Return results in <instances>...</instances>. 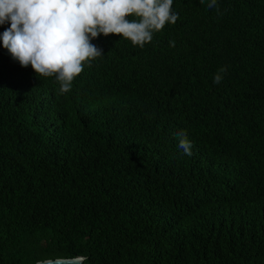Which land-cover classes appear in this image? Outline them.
Instances as JSON below:
<instances>
[{"label": "trees", "instance_id": "1", "mask_svg": "<svg viewBox=\"0 0 264 264\" xmlns=\"http://www.w3.org/2000/svg\"><path fill=\"white\" fill-rule=\"evenodd\" d=\"M218 4L101 35L65 94L0 42V264H264V0Z\"/></svg>", "mask_w": 264, "mask_h": 264}, {"label": "clouds", "instance_id": "2", "mask_svg": "<svg viewBox=\"0 0 264 264\" xmlns=\"http://www.w3.org/2000/svg\"><path fill=\"white\" fill-rule=\"evenodd\" d=\"M174 0H0V42L22 68L31 66L38 77H54L60 94L72 89L84 67L101 58L103 49L92 43L101 35L118 34L134 47L143 48L166 24L179 19ZM220 13L218 0H200ZM125 17H128L126 19ZM174 41L170 44L174 46ZM227 66L213 77L220 84ZM178 148L193 155L184 130L176 133ZM85 256H61L55 264H84ZM36 264H41L37 261Z\"/></svg>", "mask_w": 264, "mask_h": 264}, {"label": "water", "instance_id": "3", "mask_svg": "<svg viewBox=\"0 0 264 264\" xmlns=\"http://www.w3.org/2000/svg\"><path fill=\"white\" fill-rule=\"evenodd\" d=\"M77 256H80V255H77ZM55 259L56 258H47V259L40 260V261H41V264H55ZM34 264H36V262ZM65 264H68V262H65Z\"/></svg>", "mask_w": 264, "mask_h": 264}]
</instances>
